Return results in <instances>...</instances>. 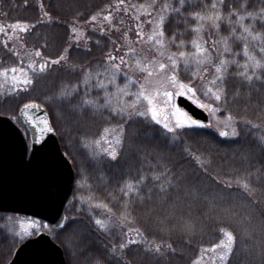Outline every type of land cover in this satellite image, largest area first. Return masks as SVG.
Listing matches in <instances>:
<instances>
[{
    "label": "trees",
    "instance_id": "trees-1",
    "mask_svg": "<svg viewBox=\"0 0 264 264\" xmlns=\"http://www.w3.org/2000/svg\"><path fill=\"white\" fill-rule=\"evenodd\" d=\"M125 1L130 5L149 2ZM171 2L179 6L176 0ZM213 3L219 5V0H186L180 14L168 17L166 40L178 30L183 35H177V40L185 41L183 50L193 52L189 41L197 38L192 30L197 20L190 13L208 15L214 11ZM229 3L240 10L244 20L239 22L240 17L233 12L231 25L224 18L219 21L218 33L221 38H228L232 49L224 51L222 58L238 62L228 67L227 99L221 110L225 115L231 112L238 121L239 136L224 138L213 130L200 128L180 129L173 139V134L148 118L138 116L129 120L118 116L112 106L93 110L90 105H83L84 99L98 98L101 105L106 103L105 89L97 87L94 78L85 84L84 72L99 71L102 81L104 68L98 66L106 65L113 44L107 35L91 32L86 44L73 45L72 28L91 21L92 15L112 11L116 0H28L27 4L24 0H0L2 23L20 21L34 25L28 32L17 34L12 39L14 42L8 40L7 46L0 38V69L13 66L28 69L30 61H35L37 67L43 59L49 61L43 72L29 71L32 83L27 89L20 87L13 92V86L0 77V114L15 117L17 124L25 129L19 117L20 107L27 102L45 106L62 149L72 163L75 189L66 215L74 217L76 223L60 239L56 238L60 230L53 231V239L62 246L67 264H96L97 259L101 264H125V261L127 264H196L224 238L221 229L232 231L236 237L228 264H264V145L259 139L264 136V79L253 76L248 82L238 75L249 59L244 55V44H248L250 54L264 59V53L259 51L264 43L246 33V40L237 39L243 33L242 24L250 26L254 34H264V20L260 19L264 0H224L217 9L224 16L230 11ZM241 5L246 7L241 9ZM247 12L253 13L255 20ZM45 13L52 17L50 21ZM168 48L178 51L171 43ZM36 50L41 52V57L35 56ZM64 55L65 59L59 63L51 62ZM248 71L264 77V70L250 66ZM186 76L181 64L180 78ZM242 120L251 123L245 125ZM106 128L122 130L116 159L93 155L89 149L92 141L103 137ZM201 154L211 155L207 172L195 161ZM162 165L173 172H185L186 179L179 187L167 184L164 189L160 187L163 180H155L154 173L162 172ZM141 175L147 179L139 186V193L129 191L125 184L128 181L135 184ZM246 175L257 189L251 197L236 182ZM124 214L127 219L121 222ZM6 215L9 214H0V264L9 263L19 246L4 223ZM96 219L107 222V230L96 225ZM130 229L133 233H129ZM128 239L141 243L122 250L123 259L112 253L113 247L119 249ZM156 243L171 244L175 251L162 246L161 256L149 249V245Z\"/></svg>",
    "mask_w": 264,
    "mask_h": 264
},
{
    "label": "snow or ice",
    "instance_id": "snow-or-ice-1",
    "mask_svg": "<svg viewBox=\"0 0 264 264\" xmlns=\"http://www.w3.org/2000/svg\"><path fill=\"white\" fill-rule=\"evenodd\" d=\"M28 0H24V3L27 4ZM178 3V7L174 5L171 0H164L162 4L157 6V0H151L150 3L144 4H132L130 6H125V0H116V7L119 9L121 6H124V11H129L130 9H135L137 14L135 15V20L137 21L135 28H136V39L141 40L145 35L148 36L149 42H154L156 46V52L159 54L160 57L167 58L168 63H165L163 60H158L156 57H153L150 60H147L145 63L140 57H137L134 61L129 63L125 60L123 55L117 56L113 53H109L106 56V65L98 66L104 68V73L106 76H110L111 78L108 80V83L113 84L118 93H123L124 95H132L135 99L124 107H115L112 109L118 116L124 117L127 116L129 120H131L134 116L148 118L150 117L151 120L156 125H161L167 133L173 134V139L177 137L175 134L180 129H200V128H215L218 135L221 137L226 138H233L238 137L239 132L237 131L236 127L234 126L235 117H233L231 112H228L226 120H221L220 117L217 116L216 123L213 124L212 121H202L199 119L194 118L192 115L189 114L184 108H182L177 103L178 97H187L193 103H195L199 108L208 111L211 115H216L221 111V107H224V104L227 99V90L225 80L228 76V67L232 63H238L236 60L229 61L226 58H220L218 62L215 60L212 54V49L216 47V41H212L210 47L206 46L207 41L203 40L199 33L203 29L204 25L201 22H210L213 27L219 30L220 24L219 21L224 18L229 25L233 23L231 20V15L235 12L239 17V22H243L244 16L240 15V10L233 7L231 3H229L228 7L230 9L227 16H224L222 11L217 10L218 8L222 7L224 4V0H219V5L217 3H213L211 5L212 11L208 15H203L200 12H192L190 13L191 16L195 17L197 20L196 26L192 29L194 32L197 33V38L192 39L189 41L192 48L195 49L193 52H187L183 50L185 48V41L183 39L177 40V35H183L179 33V31H174L172 36L166 40L165 36V23L168 17L173 14H180L182 8L186 4V0H176ZM107 7L111 8L112 5H108ZM246 5H241V9H244ZM143 9L145 15L148 17L146 21H142L139 15L140 10ZM153 13L155 15L153 16ZM248 16H253V20H255V16L251 12L246 13ZM48 16V20L50 21L52 17L45 13ZM101 13H97L91 16L92 21H97L98 17H100ZM103 19L108 21V23L113 27L116 28L117 24L113 23V13L109 11L107 15L103 16ZM260 19L264 20V8L260 10ZM180 21L177 20V23ZM37 23H41V21H37ZM123 20L119 21L120 25H123ZM147 23L151 25V31L149 33H145L143 31V25ZM185 23L187 20L185 19ZM31 27L34 25H29L25 23H21L17 21L15 24L11 25H4L0 24V33H5L6 28H11L12 32L15 33L17 30L20 32H28ZM243 33L237 36V39H244L246 40L247 37L244 33L248 34L249 36H253L254 39L261 40L264 43V34L260 33H253L251 27L248 25H243ZM101 31H105V29H100ZM73 33H77L78 29L76 27L72 28ZM232 33L235 35V28H232ZM12 34L8 35V39L4 40L3 43L7 46L8 40L12 39ZM125 38H127V33H125ZM74 40H79L80 35H76L73 37ZM90 39V37H89ZM224 43V51L230 52L232 49L228 44V38L222 37L221 38ZM99 43V41H97ZM174 44L177 46L178 51L172 52L168 48V44ZM127 51L130 53H135L136 49L133 47H128ZM244 55L248 56V61L245 62L243 67V72L238 73L244 80L251 82L253 80V76L257 79H264V77L260 76L258 72L249 73L248 68L251 66L257 70H264V59H257L255 55L249 53L248 44L245 43L243 47ZM259 51L264 53V46L260 47ZM35 56L41 57V52L39 50L35 51ZM19 55V53H17ZM234 55H236L234 53ZM65 57H58L56 60L51 61L52 63H59ZM147 59V58H144ZM114 61H119L118 63H114ZM181 62H183L184 72L187 73L185 79L180 78V68ZM48 59H43L41 63H39L38 67L35 61L29 62L28 69L23 67H11V68H3L0 69V77H4L7 79L9 72L12 73L11 76V83H12V91H19L20 87L23 86L25 89L32 83V77L29 75V71H39L43 72L46 67L48 66ZM135 65L141 72L147 73L144 77L145 83L139 84L138 81H134L132 77L129 76L127 71H124V68H131ZM194 65L195 67L192 68L191 66ZM205 65H211L214 68V75L212 76L211 80L205 81V75L208 73V67ZM100 72L97 71L95 74L89 69L84 72V83L89 84L90 81L94 78L96 80V86L99 88H105L104 96L106 98V103L101 105L99 103V99H84L83 105H90L93 110H100L101 108L110 107V103L108 102V98L110 94L106 90V85L104 81L99 79ZM123 75L126 79V83L123 88L119 84L116 83L117 77L119 75ZM156 75L159 76V79L152 80L151 78ZM199 79L203 83L202 87H198L195 84V80ZM133 83L139 84L138 90L133 93H128L126 89L130 88ZM151 84L152 87L148 88L146 85ZM76 89V86H73V90ZM87 89L85 91V95H87ZM201 95L205 99H201ZM143 99L147 102V107L142 111H128L129 108L134 109L137 104ZM211 101V102H209ZM217 102H220V106H217ZM40 105L36 103L31 104H24L23 106V115L27 119V123L32 125L37 133V139L35 143H43L45 140V134L53 133L56 129L53 127L52 123L50 122L49 117L45 114L44 116H36L29 113L27 110L29 108L35 109L39 108ZM162 113H166L163 114ZM13 119H16L13 117ZM242 123L245 125L250 124V121L242 120ZM23 123V121H21ZM223 125V127H222ZM27 126V125H26ZM231 126V132L227 129ZM255 127V125H253ZM107 133L108 129H104ZM261 144L264 145V136L260 138ZM95 143L97 145L100 144V140H96ZM115 143L120 145L122 143V139L120 136L116 137ZM110 149V150H109ZM103 151L110 156L112 159H116L118 155V151L116 147H113L112 144L108 145V148L103 149ZM189 155H193L191 151L185 149ZM196 163L201 167L204 172L208 171V166L211 165L212 159L211 155L201 154L200 156L195 157ZM159 163V162H158ZM163 171L155 174V180H163L160 187L164 189V184L169 186L179 187L180 184L186 179V174L184 171L173 172L171 168L167 165H162ZM250 175V174H248ZM147 177L141 175L139 179L135 182L128 181L125 184V187L129 191L139 193V186L145 183ZM236 182L244 189V191L251 197L253 193L257 191L256 188L252 187L250 182L248 181L247 175L242 178H237ZM230 186V184H229ZM123 191V189H121ZM166 190V189H165ZM151 192V189H149ZM91 199V197H89ZM101 206V205H97ZM103 207H107V205H102ZM127 219V214H124L120 217L121 222ZM64 223H60L57 221L56 227L60 229V232L56 234V238L60 239L61 235L67 234L70 230L74 228L76 223V219L69 218L65 216L63 218ZM30 225V229L24 230V232L20 235L21 240H26L27 238H31L37 235V233L41 232V229L44 232L49 234L52 233V229L48 227V225L42 220L32 219L28 221ZM96 225L100 228L107 230L108 223L104 222L100 219L95 220ZM131 231V229H130ZM224 238L219 241V244L213 245L212 251L215 252L217 249L222 248L223 251H220L218 256L221 264H228L229 258L233 253V247L235 244L236 237L232 231L227 229H221ZM141 243L140 241H134L128 239L126 243H121L119 245V249L117 247L112 248V253L122 256V250L128 247L131 244H138ZM162 246L166 249L172 248L171 244L162 245V243H156L149 245V249L155 251L159 255L163 256L164 252L161 250ZM96 264H101L99 259L96 260ZM125 264L127 262L125 261Z\"/></svg>",
    "mask_w": 264,
    "mask_h": 264
},
{
    "label": "water",
    "instance_id": "water-1",
    "mask_svg": "<svg viewBox=\"0 0 264 264\" xmlns=\"http://www.w3.org/2000/svg\"><path fill=\"white\" fill-rule=\"evenodd\" d=\"M34 103L40 107L27 111L36 116L46 114L52 123L46 107ZM177 103L194 118L208 122V114L188 98L178 97ZM23 106L19 117L26 131L12 118L0 114V214L42 220L57 231V221L64 223L66 207L74 193L75 171L56 131L45 134L43 143H35L37 133L22 114ZM7 264H67V260L58 242L40 233L23 241Z\"/></svg>",
    "mask_w": 264,
    "mask_h": 264
},
{
    "label": "rangeland",
    "instance_id": "rangeland-1",
    "mask_svg": "<svg viewBox=\"0 0 264 264\" xmlns=\"http://www.w3.org/2000/svg\"><path fill=\"white\" fill-rule=\"evenodd\" d=\"M150 2H151V0H149L148 3H150ZM163 2H164V0H157V6H159V4H162ZM125 6H130V3L125 1ZM123 9H124V6H121L119 9H117V7H116L111 11L113 13V17H114L113 23L117 24L116 28H113L108 23V21L103 19V16H105L107 14L100 15V17H98L97 21L91 20L85 24H77L75 27L78 29V32L73 33V35H72L73 45L81 46L83 44H86L89 40V38H88L89 34H91V32H96L97 34L107 35L108 37H110L111 42H112L111 44H113V50L111 53H113L114 55H117V56L123 55L125 57V60L128 61L129 63L134 61L137 57H140L145 63H147V60H150L153 57H156L158 60H163L165 63H168L166 56L165 57L159 56V54L156 52V46L154 45V42H149L147 35H145L141 40L136 39V28H135V25L137 23V21L135 20V15L137 14L136 10L130 9L129 11H124ZM139 15H140L142 21H146L148 19V17L145 15L143 9L140 10ZM154 15H155V13H153V16ZM120 20H123V22H124L123 25L119 24ZM201 23H203L204 27L201 30V32L199 33V36H201L203 38V40L207 41L206 46H208V47L211 46L212 41H216V47H215V49H212V54H213V57L215 58V60L218 62V60L220 58H222L223 53H224V43H223V41H222V39L218 33V30L215 27H213L210 22H201ZM0 24L5 25V23H2L1 21H0ZM7 25H11V24L7 23L6 26ZM100 29H105V31H101ZM143 31L146 34L149 33L151 31V25L145 23L143 25ZM20 33L21 32L19 30H17L15 33H13L11 28H6L5 33H0V38L2 40H7L8 35L12 34V36H13L12 39H15L18 36L17 34H20ZM125 33H127V38H125ZM76 35H80L79 40L73 39V37ZM12 39H10V40H12ZM12 41L14 42V40H12ZM128 47L135 48L136 49L135 53L128 52L127 51ZM194 51H195V49H194ZM63 57H65V55ZM144 58H147V59H144ZM118 62L119 61H114V63H118ZM106 64H107V61H106ZM181 64H183V62H181ZM191 67L193 68L195 66L192 65ZM205 67H208V73L204 74L205 75V81L211 80L212 76L214 75V68L211 65H205ZM124 71H127L129 76L132 77V79L134 81H138L139 84L145 83L144 77L147 75V73L141 72L138 68L135 67L134 64L131 68H124ZM11 76H12V73L9 74L7 79H5V80L12 85ZM110 78H111L110 76H106L104 73L102 81H104V83L106 85V90L110 94V96L108 98V102L110 103V105L113 108H115L117 106L118 107H124L126 104H128L129 102H131L135 99V97L130 95V94L124 95L123 93H118L116 87L113 84L108 83V80ZM151 79L152 80L159 79V76L154 75ZM116 83L119 84L121 86V88L124 87V85L126 83V79L123 77L122 74L117 77ZM203 83L204 82H202L199 79L195 80V84L198 87H202ZM139 84L133 83L130 88L126 89V91L128 93L136 92L138 90ZM21 87H23V86H21ZM146 87L151 88L152 85L149 84V85H146ZM201 99H205V98L201 95ZM209 102H211V101H209ZM217 106L218 107L220 106L219 102H217ZM146 107H147V102L144 101L143 99H141L139 104H137L134 109L129 108L128 111H142ZM204 111L208 114V117H209L208 121H212L213 124L216 123L217 116L220 117L221 120H226L227 115L223 114L222 110L219 113H217L216 115H211L208 111H206V110H204ZM163 114H166V113H162V115ZM134 117H138V116H134ZM148 119L151 120L150 117H148ZM237 125H238V121L235 119L234 126L236 127V129H237ZM222 127H223V125H222ZM207 129L213 130L214 132L217 133L215 128L210 127ZM227 130L229 132H231V126H229ZM102 136L103 137H101L100 139H97V140H100L99 145H97L95 143V141H92L89 144V149H90L91 153H93V155H96V154L107 155L103 151V149L108 148L109 144H112L113 147L118 148L119 145H117L115 143L116 137L120 136L122 139L123 135H122L121 129L110 128V129H108V132L107 133L104 132ZM224 138H226V137H224ZM32 219H34V218H30V217L23 216V215H6L4 217V223L6 224V226H8V229L10 230V232L17 238V240L19 241L18 242L19 245L23 241H25V240L20 239L19 234H22L24 232V230H26V229H30V225H29L28 221L32 220ZM40 233H47V232H44V230L41 229V232L37 233V235ZM129 233H133V230H131V231L129 230ZM47 234H49V233H47ZM49 235H51L53 237V236H55V233L52 231V233ZM220 251H223V249L219 248L215 252L212 251V248L207 250L196 264H221V262L219 260V256H218Z\"/></svg>",
    "mask_w": 264,
    "mask_h": 264
}]
</instances>
